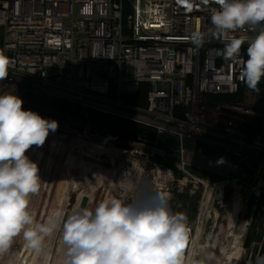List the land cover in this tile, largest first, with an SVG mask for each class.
<instances>
[{
	"label": "rangeland",
	"instance_id": "1",
	"mask_svg": "<svg viewBox=\"0 0 264 264\" xmlns=\"http://www.w3.org/2000/svg\"><path fill=\"white\" fill-rule=\"evenodd\" d=\"M5 93L19 96L24 110L58 122L44 145L27 153L41 176L29 210L38 223L55 213L63 216L45 237L41 254L28 248L21 234L0 254V264H65L62 222L68 215L93 210L113 197L143 203L157 194L166 198L172 212L185 214L192 229L184 264H264V106L249 102L209 109L205 97L191 91L192 113L185 108L191 121L161 122L125 110L126 118L155 127L150 143L100 131L101 139L95 140L98 129L88 120H68L49 106V100H61L62 95L28 78L8 74L0 80V94ZM160 136L175 139L177 145L160 149ZM112 138L118 139L108 140ZM198 145L219 150L220 158L200 154ZM232 206L237 210L234 218Z\"/></svg>",
	"mask_w": 264,
	"mask_h": 264
},
{
	"label": "built area",
	"instance_id": "2",
	"mask_svg": "<svg viewBox=\"0 0 264 264\" xmlns=\"http://www.w3.org/2000/svg\"><path fill=\"white\" fill-rule=\"evenodd\" d=\"M218 7L215 0H0V53L10 76L78 104L85 120L94 111L152 129L124 111L172 122L176 108L192 113L191 91L205 97L242 86V47L261 27L217 34ZM232 38L245 40L239 61L224 55ZM142 83L149 84L146 109L119 101ZM184 118L191 121L186 110ZM92 137L101 139L99 130Z\"/></svg>",
	"mask_w": 264,
	"mask_h": 264
},
{
	"label": "clouds",
	"instance_id": "3",
	"mask_svg": "<svg viewBox=\"0 0 264 264\" xmlns=\"http://www.w3.org/2000/svg\"><path fill=\"white\" fill-rule=\"evenodd\" d=\"M211 23L217 34L244 29H264V0H215ZM244 39L227 43L226 59L239 61ZM9 59L0 53V80L8 75ZM241 78L256 90L264 79V30L248 39L247 59ZM16 94H0V254L23 235L26 246L38 255L45 237L61 223L62 213L43 222L29 210L30 197L41 188L38 163L27 155L33 146L44 145L56 120L22 108ZM223 159V158H221ZM67 246L65 264H184L189 238L187 217L172 212L162 195L143 203H126L119 198L101 201L93 210H76L62 222Z\"/></svg>",
	"mask_w": 264,
	"mask_h": 264
},
{
	"label": "trees",
	"instance_id": "4",
	"mask_svg": "<svg viewBox=\"0 0 264 264\" xmlns=\"http://www.w3.org/2000/svg\"><path fill=\"white\" fill-rule=\"evenodd\" d=\"M261 30L264 29L261 28ZM247 47L248 45L242 47L244 61L247 59ZM148 92L149 84L142 83L139 85L138 91L134 94H127L124 92L120 93L119 101L126 106L144 110L147 107ZM109 96L111 98L116 97L115 89H110ZM249 102H256L260 106H264V79H262L258 84L256 90L251 89L244 81L240 89L234 94H214L205 96V104L209 109H215L220 106H241ZM49 106L68 120L77 118L85 119L81 108L78 109L73 104L68 102L61 100H49ZM184 113V109L176 108L173 115L174 119L184 122ZM87 119L91 123L90 126L93 129H98L111 137H119L125 141L154 143L156 137L155 131L151 128L117 117L101 115L94 111H87ZM116 139L112 138L108 140L116 142ZM158 141L160 143L159 148L164 149L165 151L169 147L177 145L175 139H171L167 136H160ZM195 148L200 154H205L218 159L220 158V151H217V149L213 147L198 145L195 146ZM261 198L264 200V195H261Z\"/></svg>",
	"mask_w": 264,
	"mask_h": 264
},
{
	"label": "bare ground",
	"instance_id": "5",
	"mask_svg": "<svg viewBox=\"0 0 264 264\" xmlns=\"http://www.w3.org/2000/svg\"><path fill=\"white\" fill-rule=\"evenodd\" d=\"M236 212H237V210H236L235 206H232L231 218L235 217Z\"/></svg>",
	"mask_w": 264,
	"mask_h": 264
},
{
	"label": "water",
	"instance_id": "6",
	"mask_svg": "<svg viewBox=\"0 0 264 264\" xmlns=\"http://www.w3.org/2000/svg\"><path fill=\"white\" fill-rule=\"evenodd\" d=\"M192 236V229H189V238H188V244H190V238Z\"/></svg>",
	"mask_w": 264,
	"mask_h": 264
}]
</instances>
